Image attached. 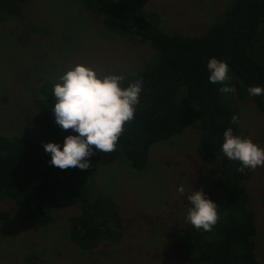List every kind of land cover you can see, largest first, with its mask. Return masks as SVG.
Returning <instances> with one entry per match:
<instances>
[{
  "label": "trees",
  "instance_id": "1",
  "mask_svg": "<svg viewBox=\"0 0 264 264\" xmlns=\"http://www.w3.org/2000/svg\"><path fill=\"white\" fill-rule=\"evenodd\" d=\"M28 1L0 0V18H21ZM83 5L109 32L149 44L154 50L152 60L136 74H104L125 76L122 87L142 80L140 104L134 118L125 123L115 151L102 153L93 146L95 154L87 170H62L50 165L52 156L43 145L58 143L63 150L65 138L78 133L56 123L51 111L55 83L44 84L35 104L51 140L42 143L0 135V203L12 200L18 210V227L37 232L53 223L62 195H68L79 206V213L68 218L71 242L82 251L99 253L122 238L123 223L115 202L93 192L92 162L107 165L121 156L131 169L143 171L154 144L201 123L196 151L209 175L201 190L219 206V220L211 231L197 230L188 222L182 229L181 250L188 264H262L255 254V215L245 185L251 169L238 171L242 165L223 154L222 144L229 127L239 136V102H252L264 112V95L248 93L253 86L264 88V0H233L222 19L194 36L163 31L159 15L146 12L143 0H84ZM211 58L228 64L226 84L233 92L221 93L225 85L209 82ZM234 115L239 116L236 124L231 123ZM185 204L191 207L188 200ZM14 229L4 224L1 237L13 235Z\"/></svg>",
  "mask_w": 264,
  "mask_h": 264
},
{
  "label": "rangeland",
  "instance_id": "2",
  "mask_svg": "<svg viewBox=\"0 0 264 264\" xmlns=\"http://www.w3.org/2000/svg\"><path fill=\"white\" fill-rule=\"evenodd\" d=\"M84 0H31L22 17L0 18V135L46 143L51 132L44 125L36 100L46 83L77 65L99 74H136L152 60L149 44L109 32L83 5ZM155 12L163 31L194 36L222 19L233 0H143ZM239 136L264 148V112L252 102H239ZM201 123L154 144L146 169H131L119 158L110 164L93 161L95 190L110 197L120 213L123 236L99 253L79 249L70 240L68 218L79 206L62 195L52 224L37 232L17 224V207L0 203V227L15 226L11 236L0 235V264H188L181 250L182 229L188 224L185 201L208 181V166L197 155ZM180 185L185 193L178 192ZM255 215L256 248L264 264V166L251 170L245 183Z\"/></svg>",
  "mask_w": 264,
  "mask_h": 264
},
{
  "label": "clouds",
  "instance_id": "3",
  "mask_svg": "<svg viewBox=\"0 0 264 264\" xmlns=\"http://www.w3.org/2000/svg\"><path fill=\"white\" fill-rule=\"evenodd\" d=\"M207 69L209 82L225 85L219 90L230 93L234 88L227 86L229 66L225 61L211 58ZM126 77L119 74L102 75L87 65H77L59 77L53 87L55 97L54 113L56 123L67 131L71 129L78 135H68L63 150L58 143H46L45 151L52 156L50 165L62 170L90 167V157L96 150L102 153L113 152L124 131L126 122L134 118L136 106L140 104V96L144 82L137 80L122 87ZM251 96L264 95V88L253 86L248 88ZM239 116L234 115L231 123L236 124ZM223 154L230 160L239 161L244 172L246 168L255 170L264 166V148L254 143L250 137L237 136L231 127L223 133ZM178 192L185 193L180 185ZM191 207L186 216L197 230L211 231L219 220L218 208L203 190L193 191L187 197Z\"/></svg>",
  "mask_w": 264,
  "mask_h": 264
}]
</instances>
